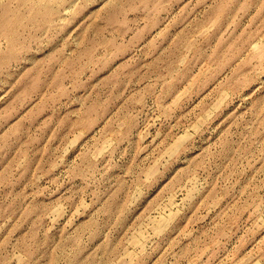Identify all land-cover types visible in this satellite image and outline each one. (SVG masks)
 I'll use <instances>...</instances> for the list:
<instances>
[{
  "label": "rangeland",
  "instance_id": "374dc122",
  "mask_svg": "<svg viewBox=\"0 0 264 264\" xmlns=\"http://www.w3.org/2000/svg\"><path fill=\"white\" fill-rule=\"evenodd\" d=\"M0 264H264V0H0Z\"/></svg>",
  "mask_w": 264,
  "mask_h": 264
},
{
  "label": "bare ground",
  "instance_id": "6f19581e",
  "mask_svg": "<svg viewBox=\"0 0 264 264\" xmlns=\"http://www.w3.org/2000/svg\"><path fill=\"white\" fill-rule=\"evenodd\" d=\"M184 141V137L183 136H181V137H179L178 139H177V141H175L176 142V144H181L182 142ZM175 144V143H174ZM169 220V219H168ZM162 222V221H161ZM163 222H166L165 220L163 221ZM160 225V224H159ZM163 225V224H162ZM161 227H163V226H161Z\"/></svg>",
  "mask_w": 264,
  "mask_h": 264
}]
</instances>
